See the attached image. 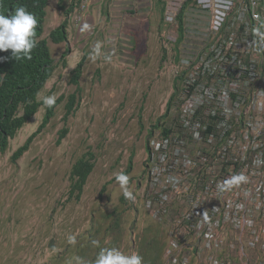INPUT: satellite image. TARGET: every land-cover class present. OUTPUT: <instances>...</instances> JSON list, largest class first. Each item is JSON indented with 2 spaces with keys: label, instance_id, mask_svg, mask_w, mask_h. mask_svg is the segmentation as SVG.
<instances>
[{
  "label": "rangeland",
  "instance_id": "374dc122",
  "mask_svg": "<svg viewBox=\"0 0 264 264\" xmlns=\"http://www.w3.org/2000/svg\"><path fill=\"white\" fill-rule=\"evenodd\" d=\"M71 2L64 0V8ZM73 2L76 7L65 14L57 0H48L41 37L53 72L37 95L40 106L0 150V264H94L102 248L162 264L169 225L155 221L144 206L146 146L178 109L183 75L179 80L177 63L200 50L202 34L186 26L176 45V25L162 18L156 0H92L84 14ZM63 20L67 38L54 43L49 32ZM80 59L75 84L70 77ZM72 93L75 109L64 119ZM60 96L49 121L12 161L42 122L45 98ZM63 127L67 133L57 142ZM87 152L94 166L77 199L69 196L70 169ZM129 157L132 168L122 186L116 176ZM125 189L134 199L125 197Z\"/></svg>",
  "mask_w": 264,
  "mask_h": 264
},
{
  "label": "built area",
  "instance_id": "2783aa9c",
  "mask_svg": "<svg viewBox=\"0 0 264 264\" xmlns=\"http://www.w3.org/2000/svg\"><path fill=\"white\" fill-rule=\"evenodd\" d=\"M184 1L167 0L164 20ZM182 18L204 43L177 63L178 109L147 144L144 206L169 225L162 264H264V0H191Z\"/></svg>",
  "mask_w": 264,
  "mask_h": 264
},
{
  "label": "trees",
  "instance_id": "16d2710c",
  "mask_svg": "<svg viewBox=\"0 0 264 264\" xmlns=\"http://www.w3.org/2000/svg\"><path fill=\"white\" fill-rule=\"evenodd\" d=\"M191 0H185L176 15V30L177 38L176 45L184 40V22L183 11L187 4ZM58 7L64 9L65 14H69L74 8V2L72 0L70 6L65 9L64 0H57ZM48 0H0V13L5 15L14 14L16 8L23 6L26 10L32 13L36 20L37 25L35 28V40L36 47L31 51V59L17 60L12 57L11 50L0 51V150L3 151L9 138H12L16 131L34 114L37 108L40 106L41 101L37 95L44 87L46 81L50 78L53 72L54 64L53 57L51 55L47 39L41 37L44 28V20L46 16V6ZM156 3L160 6V14L165 11V1L156 0ZM67 22L63 20L59 25L54 27L49 32V39L54 43L65 41L67 38L66 27ZM67 49L62 53L61 57H64ZM64 59H62L63 61ZM64 64V61H63ZM83 59H80L74 69L71 72L70 82L77 84L78 78L81 74ZM184 71H181V75L178 76L180 80ZM182 80V79H181ZM177 94V86L171 96L169 97L166 105V110L171 106L172 100ZM61 100V96L56 98L54 104L49 107L46 106L45 113L42 118V122L38 125L35 131H33L25 140L23 144L11 155V160L14 161L19 157L29 146L34 136L40 132V130L49 121L53 115V109L56 104ZM75 94L69 95L67 102L65 103L64 119L68 117L75 109L74 106ZM22 113L19 114V110ZM157 125V124H156ZM163 132L168 131L166 128L162 129ZM67 128L63 127L59 131L57 142L66 135ZM148 150V146H146ZM93 154L87 152L81 155L72 164L70 169V188L69 196H75L79 198L83 186L86 183V179L94 166ZM132 168V158L129 157L127 167L123 173H128Z\"/></svg>",
  "mask_w": 264,
  "mask_h": 264
},
{
  "label": "clouds",
  "instance_id": "9594fccd",
  "mask_svg": "<svg viewBox=\"0 0 264 264\" xmlns=\"http://www.w3.org/2000/svg\"><path fill=\"white\" fill-rule=\"evenodd\" d=\"M77 2L80 4L81 1L77 0ZM75 7L76 6H74V8ZM88 9L84 13H87ZM36 25L37 20L35 16L28 12L23 6L16 8L14 14L5 15L0 13V51H7L10 49L13 58L17 60H30L31 51L36 47ZM85 27H87V25H85ZM261 27H264V25H261ZM255 32L260 36L261 41L264 42V32H261L259 27L255 29ZM54 102V98L51 97H46L44 100V103L49 107H51ZM116 179L122 186H125L128 181V177L123 173L117 175ZM244 179L243 176L233 177L234 181ZM124 195L128 199H134L131 192L126 189ZM92 243L98 245V241H93ZM142 261L143 257L139 254L125 255L116 248H102L94 264H142Z\"/></svg>",
  "mask_w": 264,
  "mask_h": 264
}]
</instances>
